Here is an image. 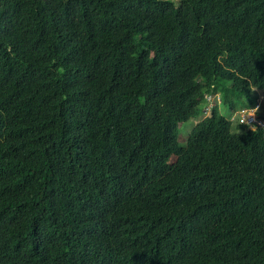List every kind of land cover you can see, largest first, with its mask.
<instances>
[{
  "label": "trees",
  "instance_id": "1",
  "mask_svg": "<svg viewBox=\"0 0 264 264\" xmlns=\"http://www.w3.org/2000/svg\"><path fill=\"white\" fill-rule=\"evenodd\" d=\"M256 88L264 0H0V264H264Z\"/></svg>",
  "mask_w": 264,
  "mask_h": 264
},
{
  "label": "rangeland",
  "instance_id": "2",
  "mask_svg": "<svg viewBox=\"0 0 264 264\" xmlns=\"http://www.w3.org/2000/svg\"><path fill=\"white\" fill-rule=\"evenodd\" d=\"M207 96H208V94L206 95V97ZM256 101H259L263 105V110H264V88L263 89H259V88L254 89L252 96L247 99L248 103H250V102L255 103ZM219 102H220V100H219ZM205 105L206 104H203V106H205ZM256 106H257V103L255 105L254 104L253 105L248 104L247 106L241 107L240 110L245 109V108L253 109ZM261 106L258 107V110L260 109ZM218 107L220 109V112L222 114H224L225 116H227L229 118H232L234 115L236 116L235 112L228 110L222 103H220ZM204 110H205V108L203 109V112L200 113L199 116H196L194 118H191V119L181 123V126H180V141H181V143H186L188 140L189 133L193 129V127L196 125V123L199 122L204 116H207L209 113H211V112L204 113ZM256 114H257L258 118L263 122V125H261V126H264V121L258 115V111L256 112ZM258 125L259 124L255 125L254 128H256ZM232 131L237 132L236 129H232Z\"/></svg>",
  "mask_w": 264,
  "mask_h": 264
},
{
  "label": "clouds",
  "instance_id": "3",
  "mask_svg": "<svg viewBox=\"0 0 264 264\" xmlns=\"http://www.w3.org/2000/svg\"><path fill=\"white\" fill-rule=\"evenodd\" d=\"M209 95V94H208ZM216 96V99L219 101V100H221V98H220V94L218 93L217 95H215ZM216 102V101H215ZM258 103H260L259 101H257V104ZM262 104L260 103V106H261ZM211 106V105H210ZM207 110H209V109H207ZM206 110V111H207ZM258 111V106H257V108H253V109H247V108H245V109H242L239 113H237L236 114V116L234 115L232 118L235 120H237L238 119V121L240 122V123H249L248 122V120L246 119V117H248V116H254L255 115V113ZM248 125V124H247ZM249 126V125H248ZM250 127V126H249ZM250 128H252V127H250ZM252 129H254V128H252Z\"/></svg>",
  "mask_w": 264,
  "mask_h": 264
},
{
  "label": "built area",
  "instance_id": "4",
  "mask_svg": "<svg viewBox=\"0 0 264 264\" xmlns=\"http://www.w3.org/2000/svg\"><path fill=\"white\" fill-rule=\"evenodd\" d=\"M208 99L212 100L214 99V101L216 100V96H212V95H208L207 96ZM213 103L211 102L210 105H212ZM257 106L259 107L260 104L258 103ZM257 106L255 108H257ZM246 119L248 120L249 123H247L250 127L254 128L255 125L259 124V125H263V122L258 118L257 114L255 113L254 116H248L246 117Z\"/></svg>",
  "mask_w": 264,
  "mask_h": 264
}]
</instances>
